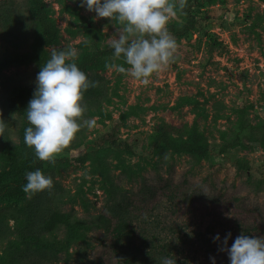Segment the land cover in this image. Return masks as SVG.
I'll return each instance as SVG.
<instances>
[{
	"label": "rangeland",
	"instance_id": "rangeland-1",
	"mask_svg": "<svg viewBox=\"0 0 264 264\" xmlns=\"http://www.w3.org/2000/svg\"><path fill=\"white\" fill-rule=\"evenodd\" d=\"M80 2L45 0L61 35L51 52L82 42L105 50L118 38L109 18L94 19L96 13ZM191 7L194 30L180 34L188 23L183 13L170 19L177 59L148 85L114 69L86 72L90 81H99L84 94V119L95 118L96 126L78 132L56 158L86 154V163L46 167L43 172L54 179L50 192L0 201V264H119L103 220L132 224L136 245L154 241L143 249L160 264L163 258L176 264H213L212 258L215 264H230L216 240L218 250L209 254L206 237L216 235L207 230L213 219L208 198L226 201L227 219L241 217L242 209L264 216V147L262 133L253 129L264 125V0H192ZM38 35L29 0H0V118L7 123L0 142L10 138L20 144L31 99L15 100L12 91L36 88L40 71L34 62L2 64L30 53ZM82 54L78 50V58ZM110 63L128 67L123 59L113 57ZM243 121L249 132L239 130ZM170 124L184 138L196 126L209 147L208 158L155 152L158 129ZM111 133L133 151L105 141ZM4 166L0 158V172ZM164 188L169 197L182 193L187 200L173 203ZM190 197L199 199L190 203ZM54 213L68 215L70 223L46 229ZM32 235L61 253L40 249L29 241Z\"/></svg>",
	"mask_w": 264,
	"mask_h": 264
},
{
	"label": "clouds",
	"instance_id": "clouds-1",
	"mask_svg": "<svg viewBox=\"0 0 264 264\" xmlns=\"http://www.w3.org/2000/svg\"><path fill=\"white\" fill-rule=\"evenodd\" d=\"M80 6L96 13L94 19L109 18L116 29L118 38L110 45L113 57L123 58L128 67L106 61L110 71L114 69L148 85L154 74L164 72L177 59L179 46L168 24L178 12H184L187 0H81ZM77 58L78 50L72 46L52 50L50 59L40 67L33 98L25 111L31 126L25 129L24 142L34 149L38 160L52 165L78 132L96 126L95 118L84 119V94L98 87L99 81L89 80L75 63ZM6 131L7 123L0 118V137H6ZM26 181L22 191L29 197L54 188L53 177L39 168L27 172ZM230 238L228 233L220 248L228 254L230 264H264V237L241 233L228 247ZM220 239L219 235L215 237L216 241ZM212 260L215 264V258ZM162 264H176V260L163 258Z\"/></svg>",
	"mask_w": 264,
	"mask_h": 264
},
{
	"label": "trees",
	"instance_id": "trees-1",
	"mask_svg": "<svg viewBox=\"0 0 264 264\" xmlns=\"http://www.w3.org/2000/svg\"><path fill=\"white\" fill-rule=\"evenodd\" d=\"M29 2L30 13L39 31V35L35 37V40L30 45V53L23 55L18 54L17 58L4 62L2 64L3 66L11 62L18 64L34 62L40 69L42 63L50 59V48L60 44V29L56 20L52 17L51 9L46 5L45 0H29ZM191 3L192 0H187V7L184 9V12H182L188 20V23L180 30V34L189 33L195 28V24L191 22ZM212 41L215 44L217 43L215 40ZM93 47H95L94 50L92 49V45L86 42L76 45V48L82 51L83 54L76 59L75 63L84 72L102 70L106 68V61L110 63V59L113 58L114 49L112 47L105 50H99L96 46ZM35 89L36 88L31 89L22 86L16 87L12 91V97L19 101L30 100L33 98ZM29 126L31 125L28 123L24 112V126L21 131L20 144L13 145L10 138H5L0 142V158L5 164L0 172V201L19 202L25 197L26 193L22 191V186L27 182V172L35 171L37 168L43 171L46 167H81L86 163V154H83V156L79 158L56 159L55 165L38 160L35 156L34 149L28 148L24 142L25 129ZM250 129L251 126L246 125L244 121L241 122L239 130L249 132ZM253 129L256 133H262L260 141L261 145L264 147V125ZM105 141L118 148H124L129 152L133 151L129 144L118 142L114 133L107 135ZM153 147L155 152L190 155L198 159H206L209 156V147L205 145L204 137L198 132L196 126L191 129L187 138L181 135L180 128L176 125L170 124L163 126L158 129L155 135ZM166 189L164 188V196L173 203L181 204L187 200L182 193H174L169 197ZM198 199L199 198L196 197H190L188 200L191 203ZM208 199H210L209 201L211 204L209 207L210 212L208 213L211 217L213 215L210 228L207 229L210 235H219L224 240L227 234L231 233V238L228 240V247H231L235 238L241 233L264 237V216L242 209L238 213L241 217L237 219H227L222 209V205H224L226 201L222 200L221 197H210ZM226 211H228V209ZM216 217L221 221L216 219ZM70 219L68 215L54 213L51 215L45 227L51 230L52 228H56L59 224H69ZM103 223L106 225L104 227L107 228V233L110 234V252L119 264H160V262L156 261V256H153L150 251H145L143 249L144 246H152L153 243H155L154 241L151 240V242L147 244L146 240L142 239V247L136 245V228H134L132 224L126 222V220L117 222L114 225L108 224L109 220H103ZM141 230L142 232H146L143 229ZM216 230L219 231V234H216ZM214 240V236L213 238L206 237V241L211 244L209 254L215 253L218 250V248H214ZM223 240L216 242L217 244L220 243L223 245ZM29 241L34 242L35 245L44 251H51L56 254L61 253V250H54V245L39 235L30 236ZM99 264H108V262Z\"/></svg>",
	"mask_w": 264,
	"mask_h": 264
}]
</instances>
